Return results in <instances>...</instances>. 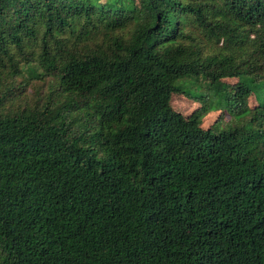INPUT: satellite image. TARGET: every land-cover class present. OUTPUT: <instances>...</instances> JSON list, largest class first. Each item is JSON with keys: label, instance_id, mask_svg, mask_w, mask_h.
<instances>
[{"label": "trees", "instance_id": "trees-1", "mask_svg": "<svg viewBox=\"0 0 264 264\" xmlns=\"http://www.w3.org/2000/svg\"><path fill=\"white\" fill-rule=\"evenodd\" d=\"M0 264H264V0H0Z\"/></svg>", "mask_w": 264, "mask_h": 264}, {"label": "rangeland", "instance_id": "rangeland-1", "mask_svg": "<svg viewBox=\"0 0 264 264\" xmlns=\"http://www.w3.org/2000/svg\"><path fill=\"white\" fill-rule=\"evenodd\" d=\"M172 105L175 110L184 114L185 116H192L201 107V103L194 101L191 97L183 94H174L172 97ZM249 107L254 109L256 107V100L250 98ZM221 111H209L203 116V126L209 128L222 116Z\"/></svg>", "mask_w": 264, "mask_h": 264}]
</instances>
